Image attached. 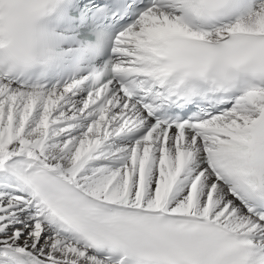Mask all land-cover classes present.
Segmentation results:
<instances>
[{
	"label": "snow or ice",
	"instance_id": "6c2138e0",
	"mask_svg": "<svg viewBox=\"0 0 264 264\" xmlns=\"http://www.w3.org/2000/svg\"><path fill=\"white\" fill-rule=\"evenodd\" d=\"M0 264H264V0H0Z\"/></svg>",
	"mask_w": 264,
	"mask_h": 264
}]
</instances>
